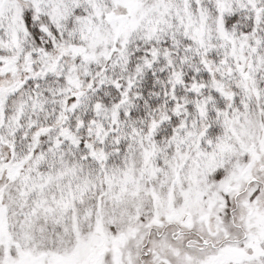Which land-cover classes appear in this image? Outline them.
Listing matches in <instances>:
<instances>
[{
  "label": "snow or ice",
  "instance_id": "1",
  "mask_svg": "<svg viewBox=\"0 0 264 264\" xmlns=\"http://www.w3.org/2000/svg\"><path fill=\"white\" fill-rule=\"evenodd\" d=\"M0 264H264V0H0Z\"/></svg>",
  "mask_w": 264,
  "mask_h": 264
}]
</instances>
